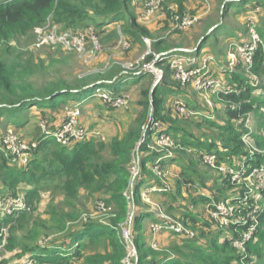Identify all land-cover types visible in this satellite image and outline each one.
I'll list each match as a JSON object with an SVG mask.
<instances>
[{"label":"trees","instance_id":"obj_1","mask_svg":"<svg viewBox=\"0 0 264 264\" xmlns=\"http://www.w3.org/2000/svg\"><path fill=\"white\" fill-rule=\"evenodd\" d=\"M150 1L0 0V129L8 123L9 127L29 125L26 113L37 109L42 114L40 123L45 122L55 132L65 123L66 107L83 106L91 99L114 108L99 97L98 90L118 99L128 92L129 88L121 91V87L128 82L143 89L136 102L138 112L121 140L109 145L85 140L68 147L54 139L42 141L46 136L42 135V143L25 166L13 165L9 156L0 150V199L24 194L31 207L40 198L41 192H51L59 197L53 200L44 218L35 217L33 210L14 215L0 214V246L5 242V230L9 227L7 250H18V258L29 255L38 264H125L128 251L121 230L123 226L131 225L138 254L137 264H264V206L256 212L254 222L249 221L245 225L239 220L240 223L235 226L233 222L229 223L245 231L256 225L253 236L243 242V246L246 244L247 247L246 253H243L244 248L240 247L242 252H237L234 247L239 241V234L226 236L219 243L218 236L224 233V225L216 223L213 218L207 219V212L196 214L176 203L178 195L201 192L194 204H209L208 212H213L217 211L220 203L231 201L238 204L243 200L245 189L238 190L237 186H233L235 183L231 176H222L226 184L223 189L226 192L229 190L228 194L222 195L220 189L208 192L206 186H198L197 167L209 166L204 162L202 152L216 156L217 165L223 164L233 170H242L237 169L242 161L251 169L260 168L264 163V158L262 162L259 159L249 160L247 145L243 141V137L249 135L255 145L264 150V45L256 50L250 69L242 63H237L233 70L221 65L226 70L222 74L229 75L231 81L227 85L228 93L218 96L226 104L222 112L216 114L218 119L213 110L205 109L192 99L184 101L189 110L198 114L190 118L178 119L179 115L173 107L165 106L168 92L174 100L178 98L175 95L185 93L187 87L171 82L174 77L169 65L157 84L151 74L130 72L115 64L106 72L71 81L58 78L39 82L38 76L47 71L46 62L38 60L35 55L26 57L21 52L24 47L33 45L35 29L49 21L61 26L63 31L78 32L92 28L101 43L118 41L121 35H125L133 43L144 45V38L151 37V33L139 24V17ZM178 3L179 12L176 14L184 15V0ZM262 3L264 0H221L219 22H206L207 29L197 38L195 45L180 49L179 53L199 56L208 42L216 47L219 39L226 35L230 41H235L231 38L235 30L221 34L225 26L222 22L230 14L245 17L247 11L259 10ZM170 13L167 14L168 19L175 15ZM168 22L166 20L165 24L168 25ZM247 23L245 21L244 24ZM116 24L123 25L121 33ZM166 40V37L160 38L152 46L158 50ZM50 59L52 66L56 61L53 56ZM253 76L256 78L253 79ZM145 79L150 80L148 86ZM256 81H260L258 86H255ZM88 90L92 91L89 95ZM253 117L256 121L252 125H256L257 129H246L245 123ZM193 120L198 128H206L207 137H197L180 126L181 122ZM155 124L158 128H154ZM159 130L160 134H166L173 140L176 147L172 151L158 152L154 148ZM4 133L1 131L0 136ZM105 150L110 154L109 158L104 157ZM39 152L41 156H38ZM164 156L167 158L163 159ZM159 159L161 161L157 163ZM134 160L140 162L136 176L132 173ZM156 166H159L161 175L154 173ZM174 166L178 168L172 173L177 192L171 189L169 182L166 183ZM250 172L246 170L242 177L249 176ZM153 188L159 189L153 194L169 198L160 201L162 207L166 205L167 213H180L179 220L183 225L200 232L199 236L177 234L178 238L169 251L158 252L149 246L152 240L146 236L143 222L154 219V214L146 207L142 194ZM82 192L87 194L94 209L104 210L109 215L103 220L82 221L80 218L84 212L79 206ZM51 234L57 236L46 244H40L43 236Z\"/></svg>","mask_w":264,"mask_h":264},{"label":"rangeland","instance_id":"obj_2","mask_svg":"<svg viewBox=\"0 0 264 264\" xmlns=\"http://www.w3.org/2000/svg\"><path fill=\"white\" fill-rule=\"evenodd\" d=\"M178 1L179 0H164L163 6L159 9V11L156 12V14L152 17L149 22L139 21V24L145 27L151 33V37L144 38V42L148 41L150 42V45L147 44L148 42H145L144 45H138L136 43H133L129 37L122 35L121 39L119 38L118 41L100 43V53L97 54L96 57L94 56L93 60L89 61H86L83 57L75 53H66L54 48L38 50L33 49L32 45L29 47H24L25 49L23 48L24 50H22L21 52H24L26 54V57H28L29 55H35L38 56V60H44V62H46L47 71L42 76H38V80H40L39 82L58 78H66L71 81L78 77L95 75L103 71L106 72V70L113 66V64L128 69L130 72L138 73L143 69L145 70L144 64H151L153 60H155L159 55L177 52L179 53L180 49L182 50L186 48H192L195 45L196 41L199 39L198 37H200L204 30L207 29V27H205L207 24L205 23H218L220 20L218 15V7L221 0H184L185 15L189 18H196L197 21L193 26H191L187 30L176 29L173 24V20L171 18L168 19L167 14L168 12H172L170 14L174 15L179 12ZM262 4V7L257 10V17L259 34L263 39L264 35L262 33L264 32V3ZM234 10H237V8H234ZM250 12V10L247 11V15H245V17L239 15H229L227 21L225 22L227 26L235 28V33L233 37L235 41H230V38L228 36L221 38L219 37V43L216 47H214L211 42H208L207 47L201 51L199 56L194 55L193 53H189V55L195 56L199 60L206 57L207 55H215L217 61H219L220 63L219 65H217V67L212 66L211 71L213 72V74H215L216 77L222 79V81L226 85H228V83L231 81V78L229 75L222 74V72H225V69L229 67L228 62L230 60L229 52L231 49V45H233L234 43H245L250 40L248 33V23L247 25L244 24L245 21H247L246 17L248 16V14H250ZM166 20L169 21L168 25L165 24ZM165 37L167 40L164 46L159 47L158 50L154 49L152 43L156 42L160 38ZM127 39L131 42L132 45L129 48L123 50L118 46V44L121 40L127 41ZM50 56H53L54 60L56 61V63H54L52 66H50L49 63L51 61ZM238 59L240 60V58ZM224 60H227V62H225ZM139 63L141 64L140 66H138ZM160 63L163 64L159 65ZM222 64L225 69L221 67ZM156 66H158L157 68L163 71L166 66H168V62L164 58H161V60L157 63ZM148 74L150 73L148 72ZM252 78L255 79L256 77L253 76ZM145 80L146 85L148 86L150 84V80ZM155 82L157 84L160 81L157 82V80L155 79ZM171 82L175 83L177 81L174 79L171 80ZM127 88H129V90L127 93H124V96H126V98L129 100L128 108H110L106 105H103L98 100L90 101L91 99L87 101L85 105L81 106V125L85 128V131L88 134L86 141L104 143L109 145L113 141L118 139L121 140L125 136L129 125L134 120V115L136 113V110L138 109L135 104L139 100L140 93L143 90L140 85H131L128 82L123 87H121V91ZM186 90L188 91L187 93L193 101L202 104L205 109L213 110V112H215L216 119L219 118L216 116V114H220L222 112L221 110L224 109L226 104L222 103L218 96L214 97L212 95H209L206 98L191 85H188L186 87ZM88 91V95L92 93V91ZM167 96L168 100L165 102L166 107L171 106V102L173 101L171 93L168 92ZM208 100L211 102L212 108L209 107L210 105H208ZM62 106L64 108V105ZM26 115H28L30 120L29 125L24 127H7V125H9L8 123L6 125H2V130H0L2 132H5L4 134L8 133L13 136H16L17 138H20L23 143L27 144L32 149L31 154L33 157L34 151L39 147L42 141L53 138L47 136L44 133L43 128L40 126V116L42 115L40 111H38L37 109H33V111L26 113ZM178 119H180V117H178ZM254 121H256L254 117L250 120H247V122L245 123L246 129L251 128V130H256L257 126L252 125V122ZM196 124V121L193 120L190 122H181L180 126L184 127L190 132H193L197 137H207L208 133L205 131L206 128H198ZM48 130L51 131L50 128H48ZM42 135L46 136L44 137L45 139L41 141L40 138ZM246 137L248 140L246 148L249 153V160L259 159L260 162H262L264 158V150L257 147L253 139H251L249 135H245L244 138ZM154 147L158 149V152H163L162 146H158L156 144ZM175 147L173 146L165 152H170ZM103 155L107 158H109L110 156L107 150L103 152ZM38 156H41V152H39ZM238 165L239 167H237V169L241 168L244 172L246 170H251V172L249 176L245 178L241 177L237 181L233 182L235 183V185H233L232 183L233 186H237L238 190L240 188L245 189L243 200H241L238 204H232V202L230 201L231 207L234 208L233 226L240 223L239 220L244 222L245 225L249 221L254 222L256 220V212L261 210V208L264 206V196L262 195V191H264V163H262V166L260 168L256 167L254 169L248 167L247 163L244 161L239 162ZM171 170L173 171L170 174L171 176H168L169 178L166 180V183L169 182L171 189H173L174 192H177L175 183L173 182V174L174 172L178 171V168L174 166ZM197 170L199 173L200 182L198 183V186H200V188L206 186L205 188H207L206 191L208 192L218 191L220 189V191L223 192L221 193L222 195L228 194L230 192L229 190L226 192V190L223 189L224 186H226L222 177L224 176L222 174L224 173L222 172L224 170L219 171L216 169L209 168V166L205 167L203 165L198 166ZM254 170H256L257 173L255 175H252ZM166 174L169 175L168 172H166ZM228 176H231V174H226L225 178ZM200 193L201 192H192L191 194L178 195L176 203L184 208H189L196 214H202L203 212H207L205 214V217L207 219H212L210 212H208L209 204H206L204 202L194 204L193 202L195 199H197L198 194ZM236 196L238 197L239 195ZM55 199L58 200L59 197L55 196L51 192H41L40 198L37 199V201H35L31 205V210H33L34 216L37 218H44L45 212L48 210V207L53 203V200ZM148 199L149 202L145 201V203L147 204L146 207L150 209L151 212L154 214V219L145 220L143 224L146 236L152 240L149 246H151L154 250L158 252L169 251L172 243L175 242V240H177L178 238V235H180H177L171 230H166L155 235L153 232V225L162 220L168 222L169 224H175L177 226L180 225L182 228H185L190 233H192V237L199 236L200 232L187 228L183 225V223L179 220L181 215L180 213V215L178 214V212L175 211L173 213H167L168 211L166 205L165 207L161 206L160 201L168 200L169 198L160 197L152 193L149 194ZM79 206L80 209L84 212V214L80 218L84 222L90 219L103 220L106 215H109L108 212H105L104 210L94 209L93 203L90 201L85 192H82L79 198ZM233 226H231V224L224 225V230L222 228H219V230L224 231V233H220V236H218L219 243L222 242L226 238V236L231 237V234H239V241L236 242V245H234V247L237 249V252H242L240 248L242 246V243L245 241L247 242L253 236L256 225H251L249 230L246 231L242 230L241 228H235ZM9 229L10 228L8 227L5 230L6 233L10 232ZM215 229L217 228L215 227ZM56 236L57 235L52 234L48 237L43 236V238H41L42 240L40 241V244L41 242L47 243ZM7 244L8 241L6 240L3 243V246H0V264H25V262L29 259V255L25 256L24 258H18V250L14 252L8 251ZM243 248L245 250V252L243 253H246V244L243 246Z\"/></svg>","mask_w":264,"mask_h":264},{"label":"built area","instance_id":"obj_3","mask_svg":"<svg viewBox=\"0 0 264 264\" xmlns=\"http://www.w3.org/2000/svg\"><path fill=\"white\" fill-rule=\"evenodd\" d=\"M164 0H151L145 10L140 14L139 21L149 22L152 17L156 14L157 11L163 6ZM257 10L250 12L247 16L248 26H249V38L250 40L245 43H234L231 45L229 52L230 60L228 70H233L237 63H242L247 65L250 69L254 63V54L259 46L264 45V41L259 34L258 30V17ZM173 24L176 29L187 30L193 26L197 19L189 18L188 16L175 14L172 18ZM119 26V27H118ZM116 28L119 33H121V26L116 24ZM35 40L32 45L33 49H43V48H61L65 52L75 53L83 57L86 61L93 60L94 56L101 51L100 40L96 35L95 31L92 28L86 30H81L78 32L72 31H63L61 26L53 24L51 21L47 22L45 25L40 26L34 31ZM122 36V35H121ZM121 39V37H120ZM148 42V41H145ZM150 45V42L147 43ZM131 42L127 39L121 40L118 46L125 50L131 46ZM234 51V52H233ZM164 58L173 73L174 79L182 84L183 86L191 85L199 93L204 95L206 98L209 95L227 94L228 88L224 84L222 79L216 77L215 74L211 71L212 66L219 65V61L214 56L207 55L202 59H198L195 56L189 54H180V53H168L164 55H159L153 62L144 64V68L140 72L150 73L155 77V79L160 81L163 77V71H161L157 63ZM240 58V60L238 59ZM143 63V62H142ZM141 64L139 63L138 66ZM146 65V66H145ZM128 70V69H127ZM139 72V73H140ZM260 81H256L255 86H258ZM99 97L104 99L105 102L111 103L114 108H128L129 100L126 96L122 98L113 99L111 95L103 90H98ZM209 107L212 108L211 102L208 100ZM171 106L174 111L179 115L180 118H190L197 116L198 114L189 110L185 102L181 98H176L171 102ZM81 106L75 105L73 107L65 108V123L61 128L55 132L49 131L45 122H42L40 126L43 128L44 133L52 137L58 143L63 144L64 146L71 147L79 142L85 141L87 139V132L85 128L81 125ZM213 118V117H211ZM154 128H158V124H155ZM161 130L157 132L158 136L155 137L158 146H162L163 152L167 151L174 146L173 140L166 134L161 133ZM147 133V130L145 134ZM160 134V135H159ZM1 150L9 156L10 161L13 165L25 166L27 165L32 158V149L25 143L22 142L20 138L13 136L11 134H1ZM245 137V136H244ZM243 137V138H244ZM247 145V137L243 139ZM155 148V147H154ZM203 160L210 168L222 171L223 175L231 174L232 181L235 182L244 175L243 170L234 171L233 169L227 168L225 165H217L216 156L210 155L208 153L202 152ZM167 157L164 156L163 159ZM161 159L157 161L160 163ZM139 160H134L132 166V173L136 176L139 174L140 170ZM227 168V169H226ZM154 173L161 175L159 166L154 168ZM257 173L256 170L253 171L252 175ZM159 191L158 188H153L142 194V197L145 201L149 202V194ZM31 207L28 204V201L24 194L17 196L16 198H3L0 199V214L4 215H14L21 212H30ZM210 215L213 219L219 222L222 225H228L233 222L234 218V208L231 207L230 202L220 203L217 207V211L210 212ZM131 225L122 227V234L125 238V245L128 251L125 264H137L136 259L138 257L137 249L134 245V236L132 234ZM169 229L174 231L176 234L186 233L189 237H192L193 234L190 233L185 228H182L180 225L169 224L168 222L157 223L153 225V232L155 235L163 232L164 230ZM5 238L7 237L8 232L5 231ZM6 241V239H5ZM41 244H46L41 242ZM241 248H243V243ZM25 264H38L33 259H28Z\"/></svg>","mask_w":264,"mask_h":264},{"label":"crops","instance_id":"obj_4","mask_svg":"<svg viewBox=\"0 0 264 264\" xmlns=\"http://www.w3.org/2000/svg\"><path fill=\"white\" fill-rule=\"evenodd\" d=\"M218 11H219V7H218ZM230 15H236V16H238L237 14H230ZM228 19V18H227ZM227 19L224 21V22H222V23H224V30L222 31L221 30V34L222 35H224L225 34V32H227V34H229L230 32H232V30H235V28H231L230 26H227V24L225 23L226 21H227ZM227 36V35H226ZM229 37V36H228ZM230 38V37H229ZM231 38H233V37H231ZM226 53H227V51H226ZM214 66V65H213ZM217 67V66H216ZM186 91V92H185ZM185 93H182V94H180V95H175V96H178V98H181L183 101L185 100V101H190L191 100V98H190V96H189V94L187 93L188 91L185 89ZM212 96H214V97H216L217 95H212ZM136 106H137V103L135 104ZM194 110V109H193ZM137 112H138V109L136 110V113H135V115H134V117L136 116V114H137ZM6 125V124H5ZM7 127H9V125H7ZM2 186H0V188H1Z\"/></svg>","mask_w":264,"mask_h":264}]
</instances>
